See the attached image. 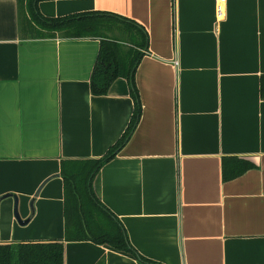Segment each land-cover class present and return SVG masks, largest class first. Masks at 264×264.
Wrapping results in <instances>:
<instances>
[{
	"label": "crops",
	"instance_id": "1",
	"mask_svg": "<svg viewBox=\"0 0 264 264\" xmlns=\"http://www.w3.org/2000/svg\"><path fill=\"white\" fill-rule=\"evenodd\" d=\"M46 0L43 15L115 13L142 25V113L94 191L134 254L65 241L64 264H264V0ZM100 40L30 37L0 0V243L65 239L64 160L100 158L127 129L126 78L91 90ZM226 156L254 164L224 181ZM38 192L37 196L36 193ZM143 259H142V258Z\"/></svg>",
	"mask_w": 264,
	"mask_h": 264
},
{
	"label": "trees",
	"instance_id": "2",
	"mask_svg": "<svg viewBox=\"0 0 264 264\" xmlns=\"http://www.w3.org/2000/svg\"><path fill=\"white\" fill-rule=\"evenodd\" d=\"M42 1L46 0H17L22 35L98 38L99 53L91 75L93 94H107L113 82L123 77L129 83L135 108L124 134L105 155L96 159L62 161L65 239L0 243V264H64L65 241L91 240L137 254L121 221L97 197L94 179L123 147L141 116L142 105L135 73L142 57L149 51L148 34L136 21L110 12L86 11L45 16L39 8ZM259 94L264 100V73L259 78ZM253 166L247 159L226 156L222 163L223 179L236 178ZM97 264H105V259Z\"/></svg>",
	"mask_w": 264,
	"mask_h": 264
},
{
	"label": "water",
	"instance_id": "3",
	"mask_svg": "<svg viewBox=\"0 0 264 264\" xmlns=\"http://www.w3.org/2000/svg\"><path fill=\"white\" fill-rule=\"evenodd\" d=\"M38 192H39V191H37L36 196H37ZM7 196H13L14 199H15V209H14L15 217L18 218V220H19L20 223H22V222H23V223L27 222V221L29 220V218H30L31 216H33V214H34V212H35V209H34V206H33V201H34V199L32 200V205H31V209H32V210H31L30 217H29L27 220L22 221V220L20 219V216H19V213H18V210H17V204H18L17 196L14 195V194L4 195V196H0V200H1L2 198L7 197Z\"/></svg>",
	"mask_w": 264,
	"mask_h": 264
},
{
	"label": "built area",
	"instance_id": "4",
	"mask_svg": "<svg viewBox=\"0 0 264 264\" xmlns=\"http://www.w3.org/2000/svg\"><path fill=\"white\" fill-rule=\"evenodd\" d=\"M225 2L226 0H218L216 4V13L220 19L225 15Z\"/></svg>",
	"mask_w": 264,
	"mask_h": 264
}]
</instances>
